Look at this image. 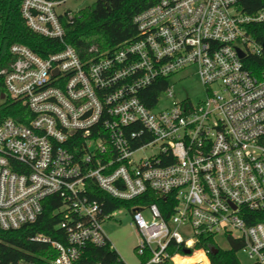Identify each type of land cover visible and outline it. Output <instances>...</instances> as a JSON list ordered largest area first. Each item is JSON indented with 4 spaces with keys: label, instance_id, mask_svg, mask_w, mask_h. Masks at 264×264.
Segmentation results:
<instances>
[{
    "label": "built area",
    "instance_id": "2783aa9c",
    "mask_svg": "<svg viewBox=\"0 0 264 264\" xmlns=\"http://www.w3.org/2000/svg\"><path fill=\"white\" fill-rule=\"evenodd\" d=\"M68 1L21 0L26 27L61 48L43 58L11 44L12 61L0 69V107L20 103L30 115L17 112L25 123L0 116V230L35 222L56 197L63 241L30 238L55 251L49 264H76L89 246L114 249L102 225L115 211L91 198L92 184L114 200H139L122 208L139 237L137 264H176L193 252L203 260L192 264H210V250L232 242L248 264H264V79L242 63L264 54L248 33L264 8L156 0L133 18V39L81 56L63 43L62 22L74 15ZM186 69L202 101L173 99L169 78ZM145 148L155 151L133 158ZM148 193L169 199L168 217ZM207 240L212 247L197 248Z\"/></svg>",
    "mask_w": 264,
    "mask_h": 264
},
{
    "label": "trees",
    "instance_id": "16d2710c",
    "mask_svg": "<svg viewBox=\"0 0 264 264\" xmlns=\"http://www.w3.org/2000/svg\"><path fill=\"white\" fill-rule=\"evenodd\" d=\"M21 0H0V69L8 67L12 57L8 52L11 44L17 43L28 47L35 54L45 58L49 53L59 50L58 41L44 39L32 33L25 25L19 13ZM156 0H96L92 6L74 13L70 19L63 20V43L73 47L81 56L87 53L89 47H96L99 52L112 51L136 35L133 18L152 6ZM243 12L252 14L264 8V0H244L239 3ZM248 33L258 44L264 40V22L248 27ZM264 54L262 56L247 55L242 63L250 73L259 80L264 79ZM166 80L161 81V88L166 86ZM152 88H155L152 87ZM147 107L151 102L143 99ZM26 108L20 103L6 101L0 107V116L9 117L25 123L17 118V112ZM92 199L105 203V211L113 212L122 208L136 207L139 200L130 202L114 200L94 185L89 184ZM147 203H156L164 218L169 199L157 198L153 194H146ZM60 206L56 197L45 200L43 212L31 224L21 226L16 230H0V264H17L30 262L34 264H49L48 260L55 257V251L48 244L30 241L35 235H42L51 240L63 241L64 233L59 228L62 217L55 210ZM264 218V214L262 216ZM200 243L197 248H210L212 243ZM240 243L232 242L227 251L219 250L215 255H209L210 264H240L238 250ZM199 252L195 253V255ZM176 259V258H175ZM76 264H122L114 249L110 246L102 248L87 247L84 254ZM176 264H188L186 259H180Z\"/></svg>",
    "mask_w": 264,
    "mask_h": 264
},
{
    "label": "rangeland",
    "instance_id": "374dc122",
    "mask_svg": "<svg viewBox=\"0 0 264 264\" xmlns=\"http://www.w3.org/2000/svg\"><path fill=\"white\" fill-rule=\"evenodd\" d=\"M95 1L96 0H70L66 3V9L72 13H77L84 8L92 6ZM193 72L192 69H186L177 72L169 78V84L172 86L174 92V100L181 101L188 98L192 103H197L204 99L205 94L203 87L200 85ZM165 104H168V101L165 100ZM154 151L155 149L153 148H145L134 154L133 158L148 157ZM143 215H147L146 211H143ZM102 229L123 263L137 264V257L133 250L139 237L132 225L130 213L124 209L115 211L112 218L103 223ZM222 248L227 249L228 245L223 242ZM185 259L188 264L203 260L200 252L197 255L194 254ZM238 260L240 264H248L245 255L242 253L238 254ZM177 261H180V258H176L175 263Z\"/></svg>",
    "mask_w": 264,
    "mask_h": 264
},
{
    "label": "water",
    "instance_id": "95a60500",
    "mask_svg": "<svg viewBox=\"0 0 264 264\" xmlns=\"http://www.w3.org/2000/svg\"><path fill=\"white\" fill-rule=\"evenodd\" d=\"M261 46H262V49H263V51H264V40L262 41ZM238 55H239V57H240L241 59L244 58V54H243L241 51H239V50H238ZM1 97H2V95H1ZM217 252H218V251H217V249H215V248H212V249L210 250V254H212V255H215ZM186 253H188V251H186Z\"/></svg>",
    "mask_w": 264,
    "mask_h": 264
},
{
    "label": "bare ground",
    "instance_id": "6f19581e",
    "mask_svg": "<svg viewBox=\"0 0 264 264\" xmlns=\"http://www.w3.org/2000/svg\"><path fill=\"white\" fill-rule=\"evenodd\" d=\"M195 253H197V252H193V254L192 255H194ZM191 255V256H192ZM175 258H178V257H175ZM175 258H174V261H175ZM184 258H186V257H184ZM184 258H180V259H184ZM203 258V257H202ZM187 263V262H186Z\"/></svg>",
    "mask_w": 264,
    "mask_h": 264
}]
</instances>
